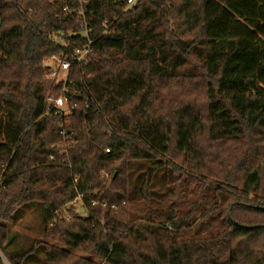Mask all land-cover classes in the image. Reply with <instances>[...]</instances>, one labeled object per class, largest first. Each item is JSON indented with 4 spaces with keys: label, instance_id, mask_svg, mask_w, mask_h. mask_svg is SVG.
<instances>
[{
    "label": "trees",
    "instance_id": "obj_1",
    "mask_svg": "<svg viewBox=\"0 0 264 264\" xmlns=\"http://www.w3.org/2000/svg\"><path fill=\"white\" fill-rule=\"evenodd\" d=\"M127 1L0 0V250L100 264L1 223L30 212L108 264H264V0Z\"/></svg>",
    "mask_w": 264,
    "mask_h": 264
},
{
    "label": "rangeland",
    "instance_id": "obj_2",
    "mask_svg": "<svg viewBox=\"0 0 264 264\" xmlns=\"http://www.w3.org/2000/svg\"><path fill=\"white\" fill-rule=\"evenodd\" d=\"M55 40L61 41L59 38L54 37ZM60 57H55L51 59H46L44 63H46V67L43 71L44 77L50 79V81L54 84H58L59 82H64L63 80L68 77L69 70H64L63 67L60 65ZM69 209H74L79 215L86 216V208L83 202L82 196H79L75 201L72 203L67 204L63 210H61L62 216H67ZM2 224H5L8 228H10L13 231H16L21 234V242L23 244L29 243L30 240L34 241H44L48 242L50 244H53L60 248H65L77 255L86 256L92 261H96L100 264H108L106 261L100 260L96 257H93L91 255H88L85 251L73 248L67 245H64L60 242L54 241L52 239L46 238L43 236V234L40 231V226L38 225V221L36 217L30 213L27 212L24 215V218L22 220H18L16 223L9 222V221H1ZM208 230L207 228H204L203 232H206ZM185 234L187 236H198L195 233L194 229H191L189 231H186ZM0 257L2 259L3 264H10L3 254V252L0 250Z\"/></svg>",
    "mask_w": 264,
    "mask_h": 264
},
{
    "label": "built area",
    "instance_id": "obj_3",
    "mask_svg": "<svg viewBox=\"0 0 264 264\" xmlns=\"http://www.w3.org/2000/svg\"><path fill=\"white\" fill-rule=\"evenodd\" d=\"M80 2H82L83 0H79ZM135 4V0H128L126 5L124 6V10H127L129 8H132V6ZM65 10L67 9V7L64 8ZM82 35L88 36L89 34V30L87 28L84 29V31L81 33ZM92 44V40L88 41V44L86 46H82V47H77L75 49L74 54L72 55V59L76 62H82L83 60H85L87 58V56L90 54L91 52V48L90 45ZM60 65L63 67L64 70H69L70 68V61L67 60H63L60 59ZM67 76L66 78L63 80L64 82L67 80ZM47 101L48 104L52 105L53 108L55 109V112L64 116H67L69 114H71L72 112V107H73V103H70L67 96L64 95L63 93L60 94L58 97H54L51 95V93L47 94ZM62 128V127H61ZM62 134L64 136H68L66 134L65 130H62ZM107 151H109V149H106ZM76 180V179H75ZM93 204H96V202H92ZM105 205V204H104ZM115 207V206H112ZM55 214L59 217H65L68 218L69 216H62L61 215V210H56Z\"/></svg>",
    "mask_w": 264,
    "mask_h": 264
}]
</instances>
